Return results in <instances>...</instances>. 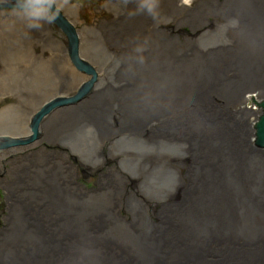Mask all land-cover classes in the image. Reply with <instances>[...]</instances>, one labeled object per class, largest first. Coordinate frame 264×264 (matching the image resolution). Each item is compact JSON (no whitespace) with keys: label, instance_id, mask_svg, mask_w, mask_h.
<instances>
[{"label":"bare ground","instance_id":"6f19581e","mask_svg":"<svg viewBox=\"0 0 264 264\" xmlns=\"http://www.w3.org/2000/svg\"><path fill=\"white\" fill-rule=\"evenodd\" d=\"M50 1L78 62L51 22L65 40L48 54L72 66H32L29 111L0 113V144L68 152L4 172L0 264H264V0H156L152 14L107 0L112 21L81 29L74 5ZM25 45L1 55L5 70ZM5 72L0 94L16 87ZM43 102L56 105L39 117ZM69 159L106 168L96 189Z\"/></svg>","mask_w":264,"mask_h":264},{"label":"rangeland","instance_id":"374dc122","mask_svg":"<svg viewBox=\"0 0 264 264\" xmlns=\"http://www.w3.org/2000/svg\"><path fill=\"white\" fill-rule=\"evenodd\" d=\"M67 1L71 4V6H75V11H72L70 13L74 15V19H71L76 20L77 18L79 20L80 24H78V29H81L82 27H93L94 25L98 26L102 23H109L112 21L113 15L108 11V9H106L107 0ZM10 11L11 9H0V20L3 21H0V59L1 55L7 52L13 57H15V55H21V53L24 52L23 48L26 47L25 44L27 43L29 45V42H31L32 44V49H29L30 56L28 59H20L19 61H16L14 63L12 62L13 64H15V67L13 68V66H11V70H5L6 67L0 60V77L4 76V74L6 73L5 71H8L12 75H14V78L15 76L18 77L17 80H15V90L0 94V113L2 111H5V109H8V113L6 111L3 113L4 116L23 115V112H26V110L29 111V109L23 102V98H25V92L23 87L25 79L29 78L33 74L32 66H34V64L38 65L37 68L40 70L39 73H42L43 69L46 66H50L51 69L54 70L57 68H63L64 66H68L67 64L70 63V61H68V59L64 57L59 58L49 55L46 48V46L49 45V41L55 43V41L61 40L62 42H64L65 38L60 30H58L51 23L46 24V27L40 30L37 28L30 29L28 27H22L19 25V22L16 23L13 17L11 19H8L10 18ZM116 13L120 16L123 14V11L121 9H116ZM11 27H14L16 29L15 34L10 30ZM181 30L183 32H187L188 28L183 27L181 28ZM44 33H46L47 35H43ZM18 50H21L22 52L17 53ZM55 78L52 79L54 80ZM44 103L45 102L42 103V107L47 104ZM104 148L106 149V147ZM42 149L47 152H55V154H59L60 152H68L67 147H64L62 145L55 147L53 145L48 144L47 142H41L36 145L34 144L33 146L27 145L19 146L8 150H0V182L3 178L7 179V175H5L6 173H4L5 171L15 167L20 160H23L25 158V156L26 159H24L22 163H27V165L25 166H29L30 161L33 159L32 157L34 152ZM69 161L71 164L76 166V173L78 175L77 181L82 184L83 187H93L94 189L98 187L99 182L101 180V176L106 172L105 167L99 168L95 171H91L81 165H78V162L73 159H69ZM31 164L34 168L36 167L35 162H32ZM111 165L112 163L109 166ZM2 187H4L3 184L0 185V209H3L7 196V191ZM26 190L27 189H24L19 192H23ZM1 223L2 217L0 219V226H2Z\"/></svg>","mask_w":264,"mask_h":264},{"label":"clouds","instance_id":"9594fccd","mask_svg":"<svg viewBox=\"0 0 264 264\" xmlns=\"http://www.w3.org/2000/svg\"><path fill=\"white\" fill-rule=\"evenodd\" d=\"M156 0H141L139 10L152 14ZM50 5L42 0H16L13 5V14L21 17L30 29L39 28L41 21L49 23L55 20V15H49Z\"/></svg>","mask_w":264,"mask_h":264},{"label":"water","instance_id":"95a60500","mask_svg":"<svg viewBox=\"0 0 264 264\" xmlns=\"http://www.w3.org/2000/svg\"><path fill=\"white\" fill-rule=\"evenodd\" d=\"M0 1H2L1 3H0V9H5V8H8V9H13V3H16V0H13V3L12 4H10V3H8V1L9 0H0ZM44 3H48L49 5H50V10H49V15H55V20H54V23L59 27V28H61V30L65 33V35H66V37H67V45H68V48H69V56L71 57V58H74V59H72L73 60V62H75V61H77L78 62V57H77V54H76V52H73V49L75 48V46H74V43H78V41H77V39H76V36L74 35L75 34V31H74V29L73 28H71V27H69L70 25L69 24H67L68 22L62 17V15H61V13H60V11L59 10H57L55 7H54V5H53V3H52V1H50V0H47V1H45ZM73 43V44H72ZM74 65H76V67L77 68H82L81 70H84V68H86L85 70L87 71V72H89L90 71V69L88 68V67H84L83 66V64L82 63H80L79 62V64L77 63V64H75L74 63ZM54 105H56V102L55 103H51V105H48V106H46V104L38 111V113H39V117H41L46 111H48L49 110V108H51L52 106H54ZM39 117L38 118H36L35 120H34V129L36 128L35 126L37 125V122H38V120H39ZM20 139V138H19ZM25 141H23V138H21L20 140H16V141H14V142H8L7 144L8 145H10L11 143H24ZM6 143L5 144H3V145H1L0 144V149H4L5 148V146H8ZM4 146V147H3Z\"/></svg>","mask_w":264,"mask_h":264}]
</instances>
